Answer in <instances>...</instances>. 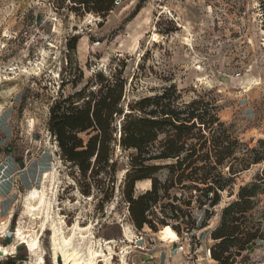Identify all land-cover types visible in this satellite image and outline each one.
Returning <instances> with one entry per match:
<instances>
[{
  "label": "rangeland",
  "instance_id": "rangeland-1",
  "mask_svg": "<svg viewBox=\"0 0 264 264\" xmlns=\"http://www.w3.org/2000/svg\"><path fill=\"white\" fill-rule=\"evenodd\" d=\"M54 2L0 0V244L15 248L0 264H35L18 228L39 239L43 264H53L49 207L57 230L65 237L76 233L81 247L91 237L111 242L110 264H216L209 256L210 232L222 208L234 201L239 187L256 181L264 163L235 177L210 209L206 227L166 243L158 236L163 227L157 232L147 226L136 229L129 220L119 188L130 151L115 149L118 171L112 195L105 191L109 182L100 176L96 182L101 189L93 187L85 195L76 169L59 156L47 128L48 111L61 91H74L70 83L61 87L62 80L77 76L81 88L96 72L125 64L126 103L174 84L183 102L202 97L215 103L219 120L241 144L238 156L254 148L263 152L262 0H121L105 19L57 10ZM72 36L78 40L70 51ZM165 172L159 173L161 180ZM262 184L246 217L264 230ZM149 188L148 181H140L135 194ZM36 190L45 191L49 202L30 212L35 204L30 195ZM196 206L193 202L191 208L200 223L205 209ZM235 264H264V239L249 245Z\"/></svg>",
  "mask_w": 264,
  "mask_h": 264
},
{
  "label": "trees",
  "instance_id": "trees-1",
  "mask_svg": "<svg viewBox=\"0 0 264 264\" xmlns=\"http://www.w3.org/2000/svg\"><path fill=\"white\" fill-rule=\"evenodd\" d=\"M116 1L121 0H55L54 7L79 17L91 14L105 19ZM261 8L264 17V0ZM77 40L72 36L68 41L70 51ZM124 69L121 64L96 72L81 88L77 76L62 80L61 87L70 83L74 91L59 93L47 121L60 158L76 169L78 183H84L83 194L89 195L93 187L101 189L96 182L100 176L109 182L105 191L112 195L118 171L115 149L130 151L119 192L135 228L147 226L157 232L159 226H169L180 237L206 227L221 193L250 165L264 163V150L254 148L238 156L241 144L219 120L215 103L202 97L183 102L174 84L126 103ZM78 74L82 77L83 72ZM158 161L171 162L159 165ZM232 161L235 166L229 165ZM163 170L166 175L161 180L158 175ZM140 181H150V188L135 194ZM262 183L264 168L256 181L239 187L234 201L222 208L209 235L213 241L209 256L216 264H235L249 245L264 239L260 225L250 224L246 217ZM193 202L199 210L205 209L200 223Z\"/></svg>",
  "mask_w": 264,
  "mask_h": 264
},
{
  "label": "bare ground",
  "instance_id": "bare-ground-1",
  "mask_svg": "<svg viewBox=\"0 0 264 264\" xmlns=\"http://www.w3.org/2000/svg\"><path fill=\"white\" fill-rule=\"evenodd\" d=\"M148 183L150 184V181H148ZM30 196H31L30 202H32V200L35 202L33 206H29L30 212H33L34 210H36V208L45 209L46 202H49V201H46L45 191H42V190H36L33 193V195H30ZM52 210L49 207L47 209L46 216H47V223L48 221L49 223H51L52 221V224H51V231H52L51 252H52L53 264H56V257L58 254L61 255L63 264H99L102 261L105 262V264H110L109 262L111 260L112 252H111V248L109 247V245L111 244V242H102L101 240L93 242L92 237H91L89 241L86 240L88 242L86 243V245L83 244L84 248L81 247L80 244L78 243V239L75 237L76 233L75 234L72 233L70 237L69 236L65 237L64 234L61 233L60 228H58L57 230L56 224H54L52 220L53 218L50 217L51 215L50 213ZM60 227H61V224H60ZM21 231L22 230L18 228L17 235L20 239H22L21 243L22 244L25 243L27 245V248H28V251L31 257L34 258L35 264H43V257H42L41 250L39 247V244H40L39 239L37 237H32L31 234H30L31 236L30 235L26 236L25 234L23 235ZM158 236L160 240L166 243H174L178 240V235L169 226H165L161 228V230L158 233ZM80 238H83V237H80ZM83 242L85 243V241ZM14 249L15 248L11 246V247L6 248L5 251L9 252V254H13ZM106 251H107V254H106Z\"/></svg>",
  "mask_w": 264,
  "mask_h": 264
},
{
  "label": "water",
  "instance_id": "water-1",
  "mask_svg": "<svg viewBox=\"0 0 264 264\" xmlns=\"http://www.w3.org/2000/svg\"><path fill=\"white\" fill-rule=\"evenodd\" d=\"M6 248H8V245H1L0 244V259H6V258L11 256V254H9V252L5 251ZM56 264H63L60 254H58L56 257Z\"/></svg>",
  "mask_w": 264,
  "mask_h": 264
},
{
  "label": "built area",
  "instance_id": "built-area-1",
  "mask_svg": "<svg viewBox=\"0 0 264 264\" xmlns=\"http://www.w3.org/2000/svg\"><path fill=\"white\" fill-rule=\"evenodd\" d=\"M12 256V255H11ZM1 260V259H0Z\"/></svg>",
  "mask_w": 264,
  "mask_h": 264
}]
</instances>
